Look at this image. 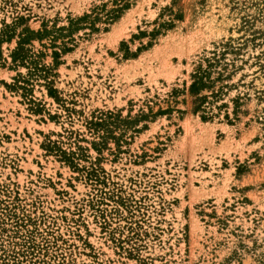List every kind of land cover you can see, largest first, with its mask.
I'll return each mask as SVG.
<instances>
[{"label":"rangeland","instance_id":"374dc122","mask_svg":"<svg viewBox=\"0 0 264 264\" xmlns=\"http://www.w3.org/2000/svg\"><path fill=\"white\" fill-rule=\"evenodd\" d=\"M116 2L58 66L33 42L48 79L0 44V264H264V0H0V34ZM215 56L203 121L188 90ZM109 112L138 120L120 151L92 144Z\"/></svg>","mask_w":264,"mask_h":264},{"label":"trees","instance_id":"16d2710c","mask_svg":"<svg viewBox=\"0 0 264 264\" xmlns=\"http://www.w3.org/2000/svg\"><path fill=\"white\" fill-rule=\"evenodd\" d=\"M115 5L116 7L111 10H108L107 5H104L102 8L95 10L91 15L86 14L77 20H71L68 27H57L56 25L49 27L47 25H43V28L39 31L25 28L21 31V33L16 35L13 33V26L7 25L0 34V44L3 41H10L17 36V47L10 55L13 66L15 68L26 67L29 69V75L31 77L43 76L48 79L52 74L53 69L42 63L46 54L42 52H35L33 42L38 41L42 47L52 49L54 64L58 66L60 65L59 59L61 54H66L71 51L70 44L75 41L73 38L75 32L82 29L98 31V28L96 27L98 22L103 20L105 23H113L119 19L124 10L128 9V5L125 3L116 2ZM158 34L156 31L152 35L155 36ZM45 41L48 42V45L44 43ZM212 60H214V63L208 60L207 62L209 64L207 68H203L201 66L195 74L192 75V84L188 90V93L193 99V111L195 114H198L199 112L203 113V121H207L211 118L210 113L213 110V106L216 102H218L223 93V88H221L218 92L215 89L217 83L222 80L223 75L219 73V78H213V69L220 64V61L217 56H215ZM19 86L20 85L18 84L16 85L17 88H20ZM23 89L28 90L25 87H23ZM53 92L54 90L52 89V95ZM178 93H180V91L175 92V94ZM172 110L173 109L170 107L167 110H160L157 114H153L152 111H150V114H142L139 119L148 120L149 118H153L158 115H165ZM179 112L183 113V111ZM135 121L138 120L131 121L122 119L121 115L114 114L112 112H109L108 114L102 113L100 116L89 122V129L100 139L99 142L92 143L93 147L96 150H100V148L103 149L107 146L110 140H113L120 151L122 144L119 140L120 138L115 135L116 130H122L123 127H127L129 125L131 126L135 124ZM63 153L66 154V152Z\"/></svg>","mask_w":264,"mask_h":264}]
</instances>
